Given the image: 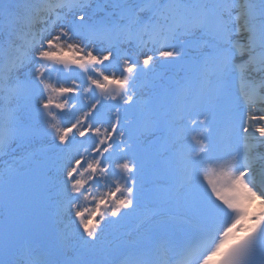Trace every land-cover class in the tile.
I'll return each instance as SVG.
<instances>
[{
  "label": "snow or ice",
  "instance_id": "snow-or-ice-1",
  "mask_svg": "<svg viewBox=\"0 0 264 264\" xmlns=\"http://www.w3.org/2000/svg\"><path fill=\"white\" fill-rule=\"evenodd\" d=\"M176 258L264 264V0H0V264Z\"/></svg>",
  "mask_w": 264,
  "mask_h": 264
},
{
  "label": "bare ground",
  "instance_id": "bare-ground-1",
  "mask_svg": "<svg viewBox=\"0 0 264 264\" xmlns=\"http://www.w3.org/2000/svg\"><path fill=\"white\" fill-rule=\"evenodd\" d=\"M158 72H159L160 74H162L165 78H168L167 76H168L169 73H173V74H175L174 70L169 69V68H166V67H160V68H158ZM175 75H176V74H175ZM177 76H178V75H177ZM178 77H179V76H178ZM148 96H149V91H148V89H145V91H144V98L147 99ZM106 103H107V102H106ZM104 113H105V115H106L107 113L111 115L110 112H107V113L104 112ZM106 116H107V115H106ZM151 206H152V205H151L149 202L145 201V204H144V206L142 207L141 212H145V211L148 210ZM253 210H258L257 205H253ZM138 223H139V216H138L137 214H133V215L129 216L126 220H124V221L121 222V225L118 226V228L115 230V231H116V234L119 235L121 232H128V231H131V230H133V229H132V228H133V225H134V224H138Z\"/></svg>",
  "mask_w": 264,
  "mask_h": 264
},
{
  "label": "water",
  "instance_id": "water-1",
  "mask_svg": "<svg viewBox=\"0 0 264 264\" xmlns=\"http://www.w3.org/2000/svg\"><path fill=\"white\" fill-rule=\"evenodd\" d=\"M35 195L39 199L42 196V193L39 190H37Z\"/></svg>",
  "mask_w": 264,
  "mask_h": 264
}]
</instances>
